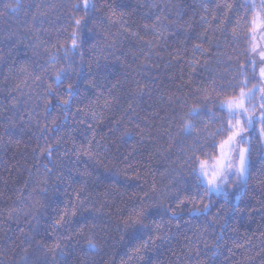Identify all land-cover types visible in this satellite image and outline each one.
<instances>
[{"label": "trees", "instance_id": "1", "mask_svg": "<svg viewBox=\"0 0 264 264\" xmlns=\"http://www.w3.org/2000/svg\"><path fill=\"white\" fill-rule=\"evenodd\" d=\"M76 2L78 0H0V264H121L122 261L127 264H198V260L203 264H264V150L258 148L255 132L252 133L254 151L249 177L238 189L239 199L235 202L237 189L227 200L223 195L213 196L212 213L220 212L224 219L211 225L202 238L198 237L203 230L195 220L196 227L191 231H186L187 225L177 229L166 224L171 228L170 236L158 241L156 247H150L144 253L146 259L140 261L138 257L129 258L131 250L151 234L153 222L161 218L167 221V212L163 207H149L144 218L146 227L125 229L123 224L134 210L158 203V195L150 192L153 181L160 188L167 186L175 176L177 164L173 161L181 154L174 144L171 152L165 151L169 142L164 129L169 127L168 119L181 111L180 102L195 100L187 84L189 62L201 61L192 76L196 84L217 74L230 78L229 66L234 65L235 60L228 57L241 54L248 46L243 33L239 42L234 43L229 33L222 35L215 29L217 21L212 20V14H220L215 5L221 0H97L98 8L106 4L118 14L124 13L125 27L138 31L158 47L145 61L144 56L150 51L148 45L123 32L119 24L110 23L106 18L107 6L100 11L90 10L82 30L84 70L78 81L71 74L76 83L72 109L75 117L70 114L63 120L60 116L57 122L62 124V129L42 132L36 121L44 117L38 115L39 108H33L40 103L37 85L30 79L29 87L16 89L15 85L27 78L23 65L44 63L47 59L46 45L41 41H47L50 46L58 39L69 40L73 31L70 4ZM235 2L239 4L243 0ZM8 3L14 11L4 7ZM205 7L208 12L204 11ZM202 15L207 16L208 23L200 19ZM157 16L167 18L158 25L162 30L168 29L164 36L158 37L151 29L144 28ZM186 21L192 25L189 33L177 27ZM204 31L207 35L199 42L207 41L205 47L209 52L202 56L199 50H193V42L197 34ZM105 35L115 38L117 43L104 48L103 56L107 59L101 58L97 64L91 45L110 43ZM217 45L219 57L215 56ZM177 49L180 59L169 55ZM205 58H208V67L218 69V73L205 70ZM246 58V55L241 56V59ZM217 59L220 64L215 62ZM67 62L62 57L58 67H66ZM71 62L76 61L72 58ZM92 78L95 88L86 83ZM138 82L145 89L143 96L135 92ZM98 91L102 95L98 96ZM106 98L110 101L107 106ZM92 100H97L93 104L95 117L76 112V104L83 108ZM25 108L32 111L35 120L26 114ZM81 119L86 123H79ZM125 129H130L132 134L123 135ZM93 134L95 139H92ZM57 135H63L59 145L55 142ZM73 139L83 145L91 140L97 156L76 159L70 153L61 158L59 153L71 148ZM46 143L55 150L52 159L59 161L54 167L71 178V185L63 179L55 187L49 184L46 194L40 193L39 188L32 193L31 189L45 173L44 164H52L40 155V148ZM211 143L207 142L209 149ZM125 168L127 176L123 174ZM83 172L89 175H80ZM137 173L139 179L132 178ZM85 181V191L81 193L85 204L78 207L76 216L56 227L54 220L60 209L72 206L73 191ZM41 197L44 207L33 209V199ZM10 213L13 219L8 218ZM204 219L202 217L201 222ZM89 238L96 243L95 248L89 246ZM57 240L62 247L54 260L53 254L38 242L50 246ZM194 244L199 246V252L189 251Z\"/></svg>", "mask_w": 264, "mask_h": 264}, {"label": "snow or ice", "instance_id": "2", "mask_svg": "<svg viewBox=\"0 0 264 264\" xmlns=\"http://www.w3.org/2000/svg\"><path fill=\"white\" fill-rule=\"evenodd\" d=\"M105 6L109 8L106 18L110 23L119 24L123 32L138 37L148 45L150 51L145 54V61L158 47V44H153L152 40L141 36L138 31H132L125 27L127 21L123 19L124 13L118 14L110 5L102 4L98 8L97 0H78L76 3H71L70 20L73 31L69 37L70 43L69 40L61 41L58 39L55 44L47 46V41H41L46 45L44 51L48 53L47 59L44 63L36 62L35 65L33 63L23 65L22 71L27 74V78L20 80L15 85L16 89L29 87V79L32 84L37 85L36 95L40 103L33 108H39L38 115L44 117L43 120L36 121L42 132L45 130L53 132L57 128L62 129V124L57 122L60 116L63 117V120H67L70 114L75 117L72 109L74 98H76V83L71 78V74H74L75 80L78 81L84 70L85 53L82 47V30L88 22L89 11H100ZM4 7L12 11L15 10L9 3L5 4ZM215 8L220 10L219 15L215 12L212 14V20L217 21L215 29L220 31L222 35L225 32L229 33L234 43L239 42L240 34L243 33L248 46L241 54L228 57L229 60H235V64L229 66L228 75L230 78L217 74L209 76L206 82L196 84L192 76L197 72V67L201 65V61L192 59L189 62L190 72L187 84L190 89L189 94L194 95L195 100L192 103L187 100L180 102L181 111L174 113L168 119L169 127L164 129L169 142V147L165 151L171 152V146L174 144L181 154L173 161L177 164L175 176L169 180L167 186L160 188L153 181L150 192L158 195V203L145 205L134 210L123 220V224L125 229L137 226L146 227L144 218L147 209L153 206L163 207L167 212L168 219L165 221L161 218L159 222H153L151 234L131 250L130 259L138 257L140 261L145 260L144 253L150 247L154 248L158 241L168 238L171 228L166 227V224L177 229L187 225L186 231H191L196 227V224L193 223L195 220L203 230L198 237L202 238L203 233L208 232L211 225L224 219L220 212L212 213L213 196L223 195L227 200L230 195L229 187L236 190L238 186L248 180L254 151L253 132L256 133L258 148L264 150V0H243L239 4L235 0H221L215 5ZM204 11L208 12L209 9L205 7ZM163 19L167 18L157 16L152 24H145L144 28L146 30L151 29L158 37L164 36L166 32H169L168 29L162 30L161 27H158ZM200 19L208 23L207 16L202 15ZM169 23L176 22L169 21ZM177 27L185 33H189L192 29V25L188 21L184 24H178ZM119 35L120 33L117 32L116 36ZM206 35V31L197 34L193 42V50H199L202 56L209 52V49L205 47L207 41L199 42ZM105 40L110 41V43L100 42L91 45V48L95 49L94 56L97 64L101 58L107 59V56H103L104 48L113 47L117 43L115 38L107 35H105ZM182 43H187V41H182ZM218 49L219 45H217L215 52L217 57L221 55ZM156 54L160 55L158 52ZM169 55L175 59L181 58L179 49L169 53ZM242 55H246L247 58L241 59ZM62 57L68 61L66 67H58L61 65ZM72 58L75 59V63L71 62ZM215 62L221 63L219 59ZM88 63L89 68H91V59ZM203 67L206 71L218 73V69L208 67V58L203 60ZM86 83L92 88L96 86L94 78L88 79ZM135 92L139 96L145 94V89L140 87L139 82ZM148 94L150 95V93ZM99 95L102 93L98 91ZM31 99L32 97L29 96V101ZM53 100L56 101L55 104H53ZM168 101L169 103L172 102L171 95L168 96ZM95 102L97 100H92L83 108L76 104V112L90 113L95 117L96 110L93 108ZM104 103L107 106L110 103L109 99L106 98ZM15 104L16 101L13 99V105L15 106ZM25 112L31 119H36L32 115V111L25 108ZM79 123L83 124L86 121L81 119ZM88 127L91 128L92 125L88 124ZM131 134L130 129H125L123 133V135ZM92 139H95L94 134ZM61 140H63V135H57L56 144L59 145ZM209 140L212 142L210 149L207 146ZM71 142V148L59 153L61 158L70 153L76 159L81 156L93 159L97 156V153L92 150L91 140L87 145L77 144L74 139ZM54 154L55 150L50 143H46L40 148V155L47 157V160H51L52 164H44L45 173L38 184L31 189L32 193H35L39 188L40 193L46 194L49 184L55 187L63 179H67L71 185V178L65 177L63 171H57L54 167L59 163L58 160L52 159ZM123 174L129 175L127 168L123 170ZM80 175L88 176L89 173L83 172ZM132 178L139 179V174L137 173ZM85 186L86 181L73 191L71 207L64 206L60 209L54 220L56 227L62 226L66 219L76 216L78 207L85 204V199L81 198ZM148 195V192L144 193V196L147 197ZM29 198L31 199V195ZM33 200V209L37 206L44 207L42 197ZM28 214L25 213V215ZM202 217L205 218L203 222H201ZM8 218L13 219L11 213ZM32 218L35 219L33 212ZM226 222L224 220V223ZM220 227L222 228L223 224H220ZM38 243L47 252L53 254L54 260L57 250L62 247L59 240L50 246L42 241ZM88 244L92 248L96 247V243L91 238H89ZM205 246H207V242H205ZM189 251L199 252V246L194 244L192 248H189ZM121 264H127V261H122ZM198 264H203V262L198 260Z\"/></svg>", "mask_w": 264, "mask_h": 264}, {"label": "rangeland", "instance_id": "3", "mask_svg": "<svg viewBox=\"0 0 264 264\" xmlns=\"http://www.w3.org/2000/svg\"><path fill=\"white\" fill-rule=\"evenodd\" d=\"M240 186H242V185H240ZM240 186L237 187V192L234 193L235 202H237L238 197H239V195H240V193L238 192V189H240ZM232 191H234V189L231 188V187H229V188H228V192L231 193Z\"/></svg>", "mask_w": 264, "mask_h": 264}]
</instances>
